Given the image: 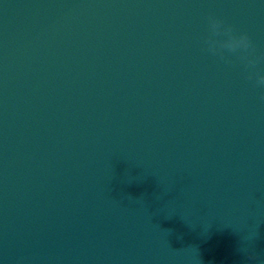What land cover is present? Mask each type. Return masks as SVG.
I'll return each mask as SVG.
<instances>
[{
  "label": "water",
  "instance_id": "95a60500",
  "mask_svg": "<svg viewBox=\"0 0 264 264\" xmlns=\"http://www.w3.org/2000/svg\"><path fill=\"white\" fill-rule=\"evenodd\" d=\"M254 73L264 0H0V264H264Z\"/></svg>",
  "mask_w": 264,
  "mask_h": 264
},
{
  "label": "clouds",
  "instance_id": "9594fccd",
  "mask_svg": "<svg viewBox=\"0 0 264 264\" xmlns=\"http://www.w3.org/2000/svg\"><path fill=\"white\" fill-rule=\"evenodd\" d=\"M209 23L212 32V36L206 41L209 51L217 53L227 49L231 53H239L241 61L249 68H253L259 62L258 59L251 58L254 45L247 34H235L233 27L225 26L221 20L215 17H209ZM220 36H226L227 39L217 40L213 38ZM221 58H223V55ZM253 77H255L258 86L264 87V74L254 73L249 75V79Z\"/></svg>",
  "mask_w": 264,
  "mask_h": 264
}]
</instances>
